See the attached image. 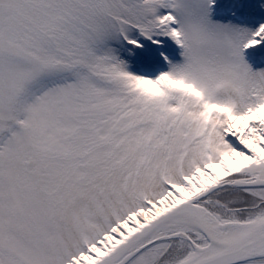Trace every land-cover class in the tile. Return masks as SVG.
Here are the masks:
<instances>
[{
  "label": "snow or ice",
  "instance_id": "obj_1",
  "mask_svg": "<svg viewBox=\"0 0 264 264\" xmlns=\"http://www.w3.org/2000/svg\"><path fill=\"white\" fill-rule=\"evenodd\" d=\"M0 264H264V0H0Z\"/></svg>",
  "mask_w": 264,
  "mask_h": 264
}]
</instances>
